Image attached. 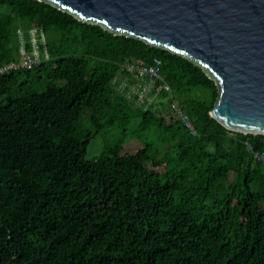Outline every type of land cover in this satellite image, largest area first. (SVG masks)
<instances>
[{
    "label": "trees",
    "instance_id": "trees-1",
    "mask_svg": "<svg viewBox=\"0 0 264 264\" xmlns=\"http://www.w3.org/2000/svg\"><path fill=\"white\" fill-rule=\"evenodd\" d=\"M30 29L48 59L0 74V264H264V135L210 117L215 81L40 0H0V67ZM155 58L170 93L143 111L113 80ZM104 129L116 138L86 160ZM129 140L142 145L122 155Z\"/></svg>",
    "mask_w": 264,
    "mask_h": 264
},
{
    "label": "water",
    "instance_id": "water-1",
    "mask_svg": "<svg viewBox=\"0 0 264 264\" xmlns=\"http://www.w3.org/2000/svg\"><path fill=\"white\" fill-rule=\"evenodd\" d=\"M186 57L217 85L210 117L264 135V0H40Z\"/></svg>",
    "mask_w": 264,
    "mask_h": 264
},
{
    "label": "built area",
    "instance_id": "built-area-1",
    "mask_svg": "<svg viewBox=\"0 0 264 264\" xmlns=\"http://www.w3.org/2000/svg\"><path fill=\"white\" fill-rule=\"evenodd\" d=\"M28 36V41H26L23 34L19 32L20 45L18 58L1 66L0 74L18 68L31 69L38 65L42 59H48L49 55L45 48V39L42 32L30 29ZM27 42L30 44V50L26 47ZM40 45L43 47L42 50L39 48ZM121 72L129 74L133 83L130 82V78L128 77H116L113 83H116L117 91L133 101L143 111L157 102L162 93H170V87L161 75V61L157 58L153 59L150 64L125 61L121 67ZM170 111L173 118L179 121L190 134H196L192 119L176 102H171ZM247 146L250 149L248 144ZM252 158L254 161L264 164V153L254 152L252 153Z\"/></svg>",
    "mask_w": 264,
    "mask_h": 264
},
{
    "label": "rangeland",
    "instance_id": "rangeland-1",
    "mask_svg": "<svg viewBox=\"0 0 264 264\" xmlns=\"http://www.w3.org/2000/svg\"><path fill=\"white\" fill-rule=\"evenodd\" d=\"M116 132L112 129H104L98 135H96L90 142L87 147V152L85 155L86 160H92L99 157L104 151V147L107 143L112 142L116 138ZM141 143L136 140H129L123 145V150L121 151L122 155L130 154L135 152L141 147ZM147 167H150V164H146Z\"/></svg>",
    "mask_w": 264,
    "mask_h": 264
}]
</instances>
